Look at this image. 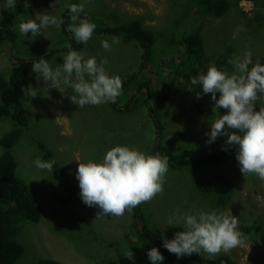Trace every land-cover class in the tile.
I'll return each mask as SVG.
<instances>
[{
  "label": "rangeland",
  "instance_id": "obj_1",
  "mask_svg": "<svg viewBox=\"0 0 264 264\" xmlns=\"http://www.w3.org/2000/svg\"><path fill=\"white\" fill-rule=\"evenodd\" d=\"M230 1L233 3L230 10L219 16L201 14L204 9L192 0H59L55 9L51 7L54 0H27V7L25 0H17L15 9L6 7L5 0H0V19L3 10L14 14L12 33L0 30V104L18 58L28 61L69 43L63 25L60 29L55 26L44 28L36 38H32L31 33L28 37L21 36L18 24L36 19L39 13L49 12L62 17L63 14L70 15L66 5L84 3L81 19L87 17L99 27L118 26L130 19H140L156 37L151 64L145 67L140 66L142 50L136 41L119 39L120 43L113 44L111 51H105L101 41L107 39L111 43L115 36L94 31L87 44L77 50L85 58L95 57L98 63L107 60L105 68L109 75H119L123 83L134 71L138 73L135 82L123 86L122 94L116 100L123 109L128 99L138 94L141 102L131 112H119L110 102L79 109L70 100L74 94L70 88L66 89L65 95L49 87L42 77L37 80L33 65L22 76L24 89L31 85L41 89V94L30 98L23 92L22 104L27 110L28 125L12 153L17 160V176L30 185L43 205L44 213L39 222L22 220L18 224L15 238L23 245L24 254L14 264H32L42 257L67 264H151L147 253L153 247L163 255V248L135 225L132 212L119 218L104 215L97 218L100 209L82 201L76 173L79 162L102 161L106 152L118 145L151 155L161 141L167 152L195 157H215L225 148L226 136L209 144L210 137L206 133L211 130L209 121L226 114L227 110L219 109L213 113L215 102L211 100V94H203L202 88L192 85L189 79L180 78L173 84V74L167 66L173 61L180 62V57L166 50L179 47L173 42L174 35L198 27L205 45L204 67L199 74L206 73L213 65L231 73L233 66L228 60L242 57L248 51L254 62L259 59L264 64V0H239L238 4L235 0ZM198 9L201 13L196 12ZM66 53L55 52L47 61L53 68L59 67ZM146 81L149 87L142 84ZM45 87L48 90L43 89ZM144 91L145 95L153 97L150 106L155 108L154 112L162 121V138H158L154 121L143 102ZM198 93L201 94L199 99ZM219 95L217 93V99ZM196 100L209 110L207 115L195 110ZM260 106L257 102L255 110L259 111ZM12 128L15 123L11 118L0 119V138ZM48 150L53 152L49 160L44 157ZM237 152L219 164L203 161L175 168L169 166L163 194L142 204L148 229L166 238L171 228H175L174 233L183 231L182 227L167 224L168 216L177 208L182 213L231 209L233 216L239 219L238 229L244 234L245 243L228 254L239 264H264V205L255 200L257 195H264V181L255 175L245 177L242 174ZM38 157L54 160L53 168L55 165L63 167L67 181L55 179L53 169L50 172L38 169L34 164ZM220 178L229 180L230 186L219 183ZM209 184L213 185L212 191L207 189ZM72 188L76 192L74 199L64 205L59 197ZM249 223L260 225L255 234L242 231L241 225ZM129 251L133 252V259L125 256ZM199 255L206 258V254ZM161 264L174 263L165 258Z\"/></svg>",
  "mask_w": 264,
  "mask_h": 264
},
{
  "label": "clouds",
  "instance_id": "obj_2",
  "mask_svg": "<svg viewBox=\"0 0 264 264\" xmlns=\"http://www.w3.org/2000/svg\"><path fill=\"white\" fill-rule=\"evenodd\" d=\"M57 2L59 0H54L51 4L53 9ZM16 4L17 0H5V6L10 9H15ZM66 7L71 20L68 30L73 33L76 43L87 44L97 25L81 19L80 14L85 11L84 3H73ZM64 23L62 17L49 12L39 13L36 19L20 22L18 31L21 36L28 37L31 33V37L36 38L42 29L49 26L60 29ZM119 43V38L113 37L111 43L107 39L102 40L101 46L105 51H111L112 45ZM65 47L68 51L63 55L64 62L59 67L53 68L45 58L33 61L32 71L38 74L37 80L42 77L49 87L65 95L68 93L66 89L70 88L74 93L70 100L79 109L86 105L115 103L122 94L123 82L119 75H109L105 68L107 60L98 63L95 57L85 58L81 52L73 50L71 44H65ZM228 64L233 66L231 73L213 65L206 73L190 78L191 84L199 85L203 94H211V100L215 102L213 113L219 109L227 110L226 114L209 121L211 130L206 133L210 137L207 143L226 136L222 150L236 146L231 156L238 151L236 159L242 174L245 177L255 175L264 181V64L259 59L254 62L250 51L242 57L230 58ZM43 89L48 90L47 87ZM22 90L30 98L41 94V89L31 85ZM217 93L220 94L219 99ZM197 98H201L200 93ZM257 102L261 105L259 111L255 110ZM34 164L38 169L50 172L55 161L38 157ZM168 171L167 156L159 153L150 155L118 145L111 147L102 161L79 162L76 177L82 201L89 207L100 209L97 218L102 215L119 218L139 205L151 202L158 194L162 195ZM255 200L264 205V195H257ZM167 224L184 229L176 232L171 240L163 238V247L177 257L203 253L206 258L212 259L245 243L244 234L238 229L239 219L233 216L231 209L220 212L201 209L182 213L177 208L168 216ZM147 255L151 264H161L165 259L155 247ZM125 256L134 258L132 251Z\"/></svg>",
  "mask_w": 264,
  "mask_h": 264
},
{
  "label": "trees",
  "instance_id": "obj_3",
  "mask_svg": "<svg viewBox=\"0 0 264 264\" xmlns=\"http://www.w3.org/2000/svg\"><path fill=\"white\" fill-rule=\"evenodd\" d=\"M192 2L199 4L204 9V12L198 9L196 12L213 13L215 15H224L229 10L233 3L230 0H192ZM239 0H235V4H238ZM200 14V15H201ZM62 18L65 23L63 24L64 31L69 35V43L72 45L73 50H80L83 48L82 43H76L74 35L67 30L70 23V15L63 14ZM89 21V19L86 17ZM14 21V14L9 10H3L0 19V30H6L12 33L11 24ZM193 27V26H192ZM100 34H108L125 42H138L142 52L140 55V66L145 67L150 65L153 57V48L155 46L156 37L154 31L150 28L143 26L140 19H130L127 23H123L118 26H97L94 30ZM174 41L179 47L176 49L170 48L166 51L173 56L179 55L180 62H170L167 68L172 72L173 76L172 83H177L180 78L189 79L191 82V76L198 75L199 71L204 67L205 59V45L200 28L179 32L178 35H174ZM56 50V51H55ZM58 51H68L65 46L53 48L43 55L37 56L31 60L25 61V59L18 58L17 63L14 64L11 74L9 76V87L2 94V103L0 104V119L4 117L11 118L15 123V128H12L8 132H5L0 138V264H14L24 254L23 245L16 240L18 233V224L22 220H30L31 222H39L44 213L43 205L38 201L35 194L31 191L30 185L23 179L17 176V160L12 153L13 146L18 142L22 136L23 129L28 125V114L27 110L22 104L23 95V83L22 76L33 65V61H38L41 58L49 59ZM155 59V58H154ZM226 62V60H225ZM169 75L171 76V73ZM137 72L134 71L128 80L123 83V86H127L129 82H135ZM146 87H149V82H143ZM145 95L144 93H142ZM191 95V91L188 92V96ZM153 97L148 94L145 95L143 102L148 106L150 100ZM141 102V98L138 94H134L128 99L125 108H121L123 105H118L116 102L110 104L114 109L119 112H131L136 109ZM194 108L202 115H207L209 110L206 109L199 101H195ZM154 107L148 106V112L151 115L157 130L158 138H162L163 124L161 119L154 112ZM236 146H228L227 151L221 150L215 157L207 156H187L185 154H179L175 152H167L163 149L161 141L156 145L155 150L151 155L159 153L161 156L168 157L169 166L175 168L177 166L198 164L206 161L208 163L219 164L226 161ZM53 152L48 150L45 151L44 157L50 159ZM52 175L55 179L66 182L67 176L63 167L55 165L53 168ZM222 180V182H221ZM225 182H224V181ZM219 183H226L230 186V181L225 178H220ZM208 184V183H207ZM210 191L213 190V185L209 184L208 188ZM76 192L72 188L64 196H60L61 202L66 205L72 203ZM220 198L223 201L222 196ZM132 216L135 221V225L142 228L146 235L153 240L155 243L163 248L164 258L174 264H239L231 258L228 253H221L217 258L208 259L199 254L185 255L183 257H177L175 254L170 253L166 248L163 247L165 237L155 234L152 230L148 229L144 223V210L143 205H139L132 211ZM113 218V216H108ZM258 223L242 224V231L247 234H255L259 229ZM175 228H171L168 231L167 239L171 240L174 238ZM32 264H67L54 258L42 257L34 261Z\"/></svg>",
  "mask_w": 264,
  "mask_h": 264
},
{
  "label": "water",
  "instance_id": "obj_4",
  "mask_svg": "<svg viewBox=\"0 0 264 264\" xmlns=\"http://www.w3.org/2000/svg\"><path fill=\"white\" fill-rule=\"evenodd\" d=\"M67 30H68V28H67Z\"/></svg>",
  "mask_w": 264,
  "mask_h": 264
},
{
  "label": "bare ground",
  "instance_id": "obj_5",
  "mask_svg": "<svg viewBox=\"0 0 264 264\" xmlns=\"http://www.w3.org/2000/svg\"><path fill=\"white\" fill-rule=\"evenodd\" d=\"M56 51V50H55Z\"/></svg>",
  "mask_w": 264,
  "mask_h": 264
}]
</instances>
